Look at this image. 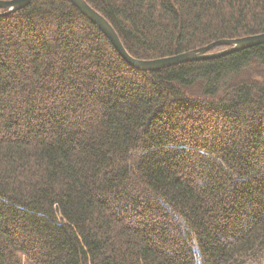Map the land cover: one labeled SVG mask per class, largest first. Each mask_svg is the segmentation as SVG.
Listing matches in <instances>:
<instances>
[{
  "label": "trees",
  "instance_id": "obj_1",
  "mask_svg": "<svg viewBox=\"0 0 264 264\" xmlns=\"http://www.w3.org/2000/svg\"><path fill=\"white\" fill-rule=\"evenodd\" d=\"M85 1L136 59L264 33V0ZM0 264H264V44L140 71L68 0L0 16Z\"/></svg>",
  "mask_w": 264,
  "mask_h": 264
},
{
  "label": "water",
  "instance_id": "obj_2",
  "mask_svg": "<svg viewBox=\"0 0 264 264\" xmlns=\"http://www.w3.org/2000/svg\"><path fill=\"white\" fill-rule=\"evenodd\" d=\"M32 1L33 0H0V9H4L3 12H0V16L17 11ZM68 1L71 2L91 23L95 24L100 31H102L117 53L128 65L140 71H155L185 62L220 57L232 52L264 44V33H258L234 39L216 40L206 46L168 57L150 60L136 59L127 53L110 23L100 13L94 10L85 0ZM217 46L227 47L220 51H210L212 48Z\"/></svg>",
  "mask_w": 264,
  "mask_h": 264
}]
</instances>
